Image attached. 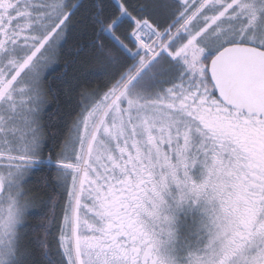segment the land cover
I'll use <instances>...</instances> for the list:
<instances>
[{"label":"snow or ice","instance_id":"obj_1","mask_svg":"<svg viewBox=\"0 0 264 264\" xmlns=\"http://www.w3.org/2000/svg\"><path fill=\"white\" fill-rule=\"evenodd\" d=\"M0 264H264V0H0Z\"/></svg>","mask_w":264,"mask_h":264},{"label":"trees","instance_id":"obj_2","mask_svg":"<svg viewBox=\"0 0 264 264\" xmlns=\"http://www.w3.org/2000/svg\"><path fill=\"white\" fill-rule=\"evenodd\" d=\"M73 44V41L69 42V50L73 48ZM75 60V56L66 55L52 76L57 87L54 89L56 94L48 97L50 103L47 108V118L52 125L53 134L62 131L64 121L76 106L78 93L91 91L99 83V79L91 74L95 65L82 67L75 63ZM56 77H62V80L55 79ZM41 195L45 194L41 193Z\"/></svg>","mask_w":264,"mask_h":264}]
</instances>
